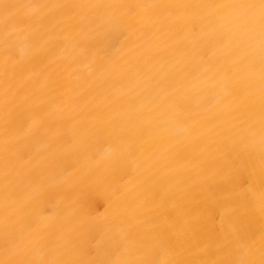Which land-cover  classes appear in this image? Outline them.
<instances>
[{
    "label": "bare ground",
    "instance_id": "1",
    "mask_svg": "<svg viewBox=\"0 0 264 264\" xmlns=\"http://www.w3.org/2000/svg\"><path fill=\"white\" fill-rule=\"evenodd\" d=\"M0 264H264V0H0Z\"/></svg>",
    "mask_w": 264,
    "mask_h": 264
}]
</instances>
